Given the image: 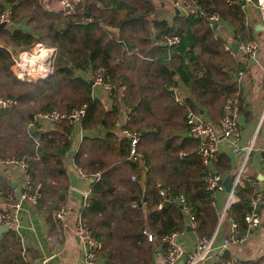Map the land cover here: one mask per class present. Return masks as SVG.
Segmentation results:
<instances>
[{
    "label": "trees",
    "instance_id": "obj_1",
    "mask_svg": "<svg viewBox=\"0 0 264 264\" xmlns=\"http://www.w3.org/2000/svg\"><path fill=\"white\" fill-rule=\"evenodd\" d=\"M197 1L249 40L241 1ZM6 6L12 27L0 30V96L13 104L0 107V158L24 161L31 181L41 182L37 210L54 226L52 212L64 204L69 189L64 160L79 125L84 133L72 161L93 179L80 217L101 243V264H154L165 249L163 237L189 226L177 200L180 193L191 205L198 236L212 234L218 223L217 194L204 177L214 167L228 174L231 160L218 151L212 167L202 162L198 138L187 131L186 113L202 111L217 121L227 98L240 100L235 78L240 64L215 34L214 24L194 12L173 9L165 15L154 0H77L67 13L49 9L43 0H0V11ZM167 36L178 41L167 43ZM47 38L58 42L52 74L37 80L17 77L13 54ZM99 69L112 84L109 106L94 93L92 74ZM172 86L180 100L173 97ZM80 106L84 114L70 121L69 112ZM52 110L65 116L43 125L37 114ZM122 111L121 128L138 133L139 157H129L131 139L117 131ZM260 157L264 163V150ZM254 181L260 184L256 176L241 178L227 210L241 232L247 229L244 216ZM11 183L0 168V196L14 193ZM28 251L23 252L13 227L1 233L0 264H29ZM234 260L260 264L264 255Z\"/></svg>",
    "mask_w": 264,
    "mask_h": 264
},
{
    "label": "crops",
    "instance_id": "obj_2",
    "mask_svg": "<svg viewBox=\"0 0 264 264\" xmlns=\"http://www.w3.org/2000/svg\"><path fill=\"white\" fill-rule=\"evenodd\" d=\"M53 4H55L54 0ZM160 4L165 15H171L174 9L171 1L154 0ZM244 12V24L249 35V40L258 42V49L255 58H251L237 46L236 50L232 48V43L237 44L236 31L234 26L227 21L220 19L214 25L215 34L225 39V48L233 54L239 62L240 67L235 74V78L240 88V100L238 101L237 120L239 123L240 137L238 143L246 146L250 143L253 150L245 159L244 150L234 152L232 141L221 137L218 122L201 114L208 120L212 121L218 131V149L219 152L226 153L231 160V172L228 174L221 173L223 177L234 176L235 171L243 163L242 177L256 176L260 185L264 186V163L261 162L260 152L264 150V23L262 21V7L258 0L245 1L241 4ZM8 6H6L7 8ZM175 10V9H174ZM30 69H38V66L31 65ZM94 93L99 96L106 106L111 103L108 92L101 86L94 85ZM185 91L182 89L181 93ZM125 120V111H122L118 123L117 131L120 135L121 125ZM40 122L47 126L50 121L41 119ZM84 130L78 125L73 130V144L71 154L74 155L77 150ZM73 159V157H72ZM244 161V162H243ZM73 162V161H72ZM0 163V168H4L9 180L17 182V175L20 173L18 165H7ZM214 171L219 172L216 168ZM80 170V169H79ZM81 174L84 173L80 170ZM220 173V172H219ZM262 176V179H260ZM227 191H222L216 195L217 212L223 207ZM16 197H19L18 185L14 187ZM87 192H81L70 187L66 194L63 206L66 209V225H60L54 218V226L46 219L45 215L39 212L36 205L22 199L18 211V220L11 226L13 227L21 240L23 252L29 264H85L82 259L83 245L74 233L75 223L80 214V210L85 202ZM5 197L0 196V209L5 207ZM264 204V203H262ZM260 209V223L252 228L241 232L244 235V241L241 244L229 243L225 247L220 246L224 237L228 234V220L222 221L215 229V245L218 246L215 253L205 257L199 264H216L217 258L228 255V257L240 261H254L264 255V205ZM188 224V223H187ZM177 241L185 251L192 249L199 236L194 230V226H188L179 230ZM1 236V233H0ZM154 264H164L162 253L155 255ZM178 264H183L179 260ZM260 264H264L261 262Z\"/></svg>",
    "mask_w": 264,
    "mask_h": 264
},
{
    "label": "built area",
    "instance_id": "obj_3",
    "mask_svg": "<svg viewBox=\"0 0 264 264\" xmlns=\"http://www.w3.org/2000/svg\"><path fill=\"white\" fill-rule=\"evenodd\" d=\"M48 1V0H47ZM56 4L61 3V8L65 12L72 11V2L77 0H54ZM171 1L174 9L178 8L179 12H194L198 15L204 17L210 24H215L220 21V17L217 13L207 12L201 8L197 0H162ZM239 2L241 0H234ZM249 1V0H245ZM259 5L262 7V21L264 23V0H258ZM5 21L7 27H12V17L10 8L7 7L0 11V22ZM237 45L251 58L256 57L258 42L256 40H245L242 39L238 34H236ZM165 41L167 43H175L178 41L177 36H167ZM56 53V47L52 44L43 43L42 41L36 42L33 46L28 48H22L16 51L13 56V62L11 64V69L21 79L36 80L38 78H46L54 68V57ZM31 65L38 66V69H30ZM92 82L94 85H99L106 92L110 91L112 84L105 76L102 74V70L99 69L97 72L92 74ZM173 97L176 100H180V94L177 92V87L172 86ZM13 104V100L8 97H0V105L10 106ZM237 110L238 101L236 98L229 97L225 100L222 106V114L218 122L221 137L227 138L232 141V149L234 152H239L241 149L244 150L245 159L249 156L253 150L252 143L241 146L238 143L240 137L239 123L237 120ZM85 107L80 106L78 108L72 109L68 114V119L79 120V118L84 114ZM38 118L44 120H57L64 117V113H60L56 110H52L47 113L37 114ZM186 123L187 131L189 134L198 138V153L202 159V162L209 167H212L213 161L216 159V154L218 149L219 134L214 125V123L199 113L189 110L186 113ZM30 127V124L28 125ZM123 135L130 137L131 139V149L129 157H139V153L136 150V143L138 141V133L136 131L128 130L126 128H121ZM243 161V162H244ZM0 163L5 165H18L20 167V173L17 175V185L19 189V197H16L15 193H8L5 195V207L0 209V226L5 224L8 227L12 226L18 220V211L20 209V201L22 199L27 200L36 205L37 194L36 190L41 182L38 181L34 184L31 181L30 175L27 172V164L24 161H19L15 158L2 159L0 158ZM243 163L235 171L232 182L235 187L242 178ZM206 186L212 189L215 194L225 191L223 183V175L219 172L210 170L204 177ZM254 196L251 198L249 203V210L244 216L245 223L247 224V229H252L260 223V210L259 204L264 200V186L257 184L254 181ZM88 193V192H87ZM86 193V195H87ZM159 193L161 195L165 194L164 189H160ZM226 198L223 207L217 212L218 224L222 221H227L229 224L228 234L224 237L222 244L220 246L225 247L229 243L241 244L244 241V235L241 234L238 224L234 220H230L227 215V210L235 198L234 188L226 192ZM85 195V196H86ZM180 207L187 218V223L189 226L195 225L194 216L191 210V205L186 201L183 194L177 196ZM159 204L158 206H160ZM53 218L62 226L66 225V209L62 205L52 212ZM179 230L172 231L163 237L165 242V249L162 253V261L164 264H178L179 260H182L183 264H199L205 257L215 253L218 246L215 245V232L208 236H200L195 244V246L185 251L183 247L177 241V235ZM74 233L83 245L82 259L85 264H101L99 253L101 249V243L93 235L91 229L87 223L82 220L80 214L77 218L74 227ZM148 238L152 239V234L147 232ZM216 264H241L236 262L234 259H225L222 257L217 258Z\"/></svg>",
    "mask_w": 264,
    "mask_h": 264
},
{
    "label": "water",
    "instance_id": "obj_4",
    "mask_svg": "<svg viewBox=\"0 0 264 264\" xmlns=\"http://www.w3.org/2000/svg\"><path fill=\"white\" fill-rule=\"evenodd\" d=\"M245 0H241V4H244ZM176 13H179V9L176 8L175 9ZM197 13H199V11H197ZM216 26V25H214ZM7 27V23L5 21L0 22V30L3 28ZM237 44L236 43H232V48L234 50H236L237 48ZM10 49H12V46H10ZM52 74V72L47 76L49 77ZM38 79H42L41 77ZM37 80V79H36ZM0 107H2L0 105ZM64 168L66 170L67 176H68V181H69V185L70 187L77 189L81 192H88L90 185L93 181L92 178L84 176L81 174L80 170L74 165V163L72 162V154L71 152L67 153L66 158L64 160ZM232 176L231 175H227L225 177H223V183H224V187L226 191H230L232 188H234L233 186V182H232ZM260 179H262V176H260ZM16 182H12L11 183V187H15L16 186ZM264 205V204H262ZM8 226L3 224L0 226V233H2L3 231L7 230ZM162 248L158 247L156 249V251H161Z\"/></svg>",
    "mask_w": 264,
    "mask_h": 264
},
{
    "label": "rangeland",
    "instance_id": "obj_5",
    "mask_svg": "<svg viewBox=\"0 0 264 264\" xmlns=\"http://www.w3.org/2000/svg\"><path fill=\"white\" fill-rule=\"evenodd\" d=\"M43 3L45 4V6L46 7H48L49 9H52V10H61V11H63L64 13H67V12H65L62 8H61V3H59V4H53V1H51V0H43ZM43 43H47V44H52V45H54L55 47H56V51H57V49H58V42H56L55 40H53V39H51V38H47V39H45L44 41H42ZM34 45V44H33ZM32 45V46H33ZM27 48V47H26ZM54 60H55V57H54ZM0 97H2V96H0Z\"/></svg>",
    "mask_w": 264,
    "mask_h": 264
}]
</instances>
